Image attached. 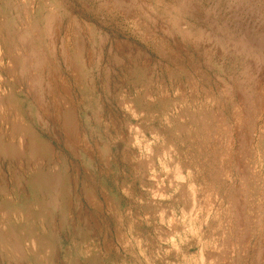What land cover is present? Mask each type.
<instances>
[{
	"label": "rangeland",
	"instance_id": "obj_1",
	"mask_svg": "<svg viewBox=\"0 0 264 264\" xmlns=\"http://www.w3.org/2000/svg\"><path fill=\"white\" fill-rule=\"evenodd\" d=\"M0 264H264V0H0Z\"/></svg>",
	"mask_w": 264,
	"mask_h": 264
},
{
	"label": "bare ground",
	"instance_id": "obj_2",
	"mask_svg": "<svg viewBox=\"0 0 264 264\" xmlns=\"http://www.w3.org/2000/svg\"><path fill=\"white\" fill-rule=\"evenodd\" d=\"M258 2V1H257ZM250 20V19H249ZM19 147H21V146H19ZM21 153H22V151H21ZM164 167H166V166H164ZM167 168V167H166ZM179 171V170H178ZM169 179V178H168ZM160 189V188H159ZM160 194V193H159ZM34 248V247H33Z\"/></svg>",
	"mask_w": 264,
	"mask_h": 264
}]
</instances>
